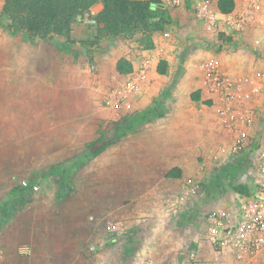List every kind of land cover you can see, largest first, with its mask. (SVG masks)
<instances>
[{"label": "rangeland", "instance_id": "rangeland-1", "mask_svg": "<svg viewBox=\"0 0 264 264\" xmlns=\"http://www.w3.org/2000/svg\"><path fill=\"white\" fill-rule=\"evenodd\" d=\"M7 5V0H0V200L6 190L22 185V179L31 182L39 172L62 165L40 180L42 186L31 192V198L45 189L61 191L63 174L70 171L67 193L62 196L63 200L57 198L56 206L65 203L66 196L73 198L61 214L64 219L74 221L65 219L60 225L70 224L76 243L78 233L84 232L86 264H243L229 251L218 250L211 244L206 235L205 219L212 209L235 208L245 197L234 191V186L244 188L245 195L254 192L257 151L244 166H229L238 157L231 139L228 144L218 145L215 124L195 122L191 117L186 133L171 142L187 147L185 160L189 166L185 167L188 176L199 183V195L188 197L183 205L177 202L184 183L177 180L173 185L175 190L163 196L169 213L165 228L151 234L142 228L140 232L144 233L135 234L133 226L114 215L120 216L130 206V196L136 190L131 184L136 186L145 181L143 175L152 174L141 166L148 161V155L139 156L133 149V146L144 145L146 128L141 127L125 136L85 167L72 170L68 165L88 142L112 132L114 122L122 116L145 109L133 104L110 108L104 101V95L123 79L115 72L100 75L94 52L104 51L106 47L112 51L117 46L114 41L104 44L103 39L98 40L97 21L86 23L89 11L75 20L72 43H66V39L59 36L48 41L36 36L32 43L25 31L8 28L12 18L3 12ZM164 9L169 12L168 7ZM167 18L170 24L174 22L170 13ZM166 28L160 31L163 37ZM244 32L248 34L247 39L256 37L261 45L264 44V9ZM217 36L227 39L225 33ZM141 43L143 46L133 49L154 50L152 54L158 60V67L164 60L162 52H157L160 43L156 45L147 37ZM120 45L132 48L124 40ZM189 51L185 50L188 55ZM187 53L180 57L177 65L195 68L202 58L191 59L186 57ZM187 59L189 63L186 64ZM155 81L160 89L154 93L151 105L162 106L177 82L162 80L160 75ZM182 93L189 94L185 90ZM162 108L164 111L165 107ZM84 201L86 209L80 213L78 209L84 206ZM173 201L176 205H171ZM3 208L0 205V211ZM109 222L121 223L122 227L111 232L107 230ZM253 264H264V255Z\"/></svg>", "mask_w": 264, "mask_h": 264}, {"label": "crops", "instance_id": "crops-1", "mask_svg": "<svg viewBox=\"0 0 264 264\" xmlns=\"http://www.w3.org/2000/svg\"><path fill=\"white\" fill-rule=\"evenodd\" d=\"M102 9L103 3L98 2L90 8L88 13L95 18ZM169 13L174 22L167 25V28L172 30L173 36L165 39L161 32H155L151 37L156 45L160 43L157 52L159 50L162 52L165 73L159 72L158 60L154 59L155 56L152 54L154 50L152 51L150 48H144L141 51L133 49L137 45L143 46L141 40L144 35L142 33H137L130 38H104V44L114 41L117 48L111 51L106 47L104 51L94 52L100 75L115 72L120 75L118 78L123 80L148 62L150 81L143 84L140 92L129 103L137 108L146 109L151 106L154 93L157 88L160 89L158 82H154L157 75H160L162 80L172 81L173 79L177 82L174 91L163 102L164 114L141 126L146 128L143 138L146 144L133 146L139 156L148 155V161L141 166L152 174L143 175L145 181L139 182L136 186L131 184V188H136V190L133 192V196H130V206L120 216L114 215V217L133 226L132 230L135 234L144 233L142 230L140 232L142 228L148 234L159 233L166 226L165 220L169 213L166 212L167 206L163 203L164 193L171 189L175 190L173 185L177 184V180L184 181L189 175L185 167L189 166L185 160V156L188 154L187 147L171 141L186 133L191 123V117H194L195 122L212 121L215 124V139L218 141V145L228 144L230 139L232 141V133L221 123L213 100L207 92L203 72L198 68L199 62L213 56L217 57L223 70L236 78L256 76L264 69V44L261 45V42L256 44V37L247 39L246 32L232 31L224 25L221 26V29L226 31H207L203 24L195 18L191 1L179 8H169ZM219 33H225L227 39L217 36ZM120 40L127 41L132 48L126 45L121 46ZM185 50L191 54L188 55ZM185 53L188 58L202 59L196 62L195 68H181L177 63ZM121 58H126L132 63L133 70L131 72L122 74L117 71V63ZM187 63H189V59H187ZM100 82H102L101 79ZM183 90L189 94L184 95ZM194 90L197 91L192 92ZM165 91L167 90L165 89ZM255 105L259 113L256 121L257 128L253 132L252 140L245 150L237 154L238 157L234 158L229 166H244L245 162L253 156V152L257 151L261 144H264V95L256 99ZM255 162L257 165V158H255ZM174 169L179 170L178 177L169 175ZM148 177L150 178L147 180ZM11 190H6V194L2 193L4 195L0 203H3L4 196ZM56 192V189L53 191L45 189L40 194L33 195L31 201L9 217L8 221L0 228V264H86V255L83 252H86L84 232L78 233L79 240L76 243L74 241L75 233L70 229V224L66 227L60 225L62 224L60 222L65 219L67 222L74 221L62 217L64 214L62 209L68 207L73 198L66 196L65 203L56 206L57 198L59 197L58 200H61L64 195L62 190ZM237 193L248 196L245 195V192ZM83 205L79 207L78 212H83L86 209V201ZM2 214L1 210L0 217H3ZM119 224L122 227V224Z\"/></svg>", "mask_w": 264, "mask_h": 264}, {"label": "built area", "instance_id": "built-area-1", "mask_svg": "<svg viewBox=\"0 0 264 264\" xmlns=\"http://www.w3.org/2000/svg\"><path fill=\"white\" fill-rule=\"evenodd\" d=\"M191 1L194 16L209 32L226 26L232 31H246L264 9V0H236L232 12L219 9L218 0H161L162 7L179 8ZM86 13V23L96 19ZM226 31V30H225ZM173 36L167 28L164 38ZM259 40L256 41V44ZM198 68L203 72L207 92L213 100L215 111L222 124L232 133V146L236 153L245 150L257 128L258 108L256 99L264 95V69L247 78H236L225 72L217 57L200 61ZM149 64H143L125 80L114 85L105 95L104 101L110 108H119L130 103L143 84L149 80ZM257 183L250 195L241 198L235 208L217 207L205 219L206 235L218 250H227L233 258L243 264H253L264 255V144L257 150ZM22 179V186H30ZM40 183H34L31 191H38ZM199 183L191 176L184 179L177 202L185 204L188 197H197ZM175 201L171 205H176ZM119 227V228H118ZM121 225L109 222L107 230L119 231ZM94 249V247H93ZM194 256V254H192Z\"/></svg>", "mask_w": 264, "mask_h": 264}, {"label": "trees", "instance_id": "trees-1", "mask_svg": "<svg viewBox=\"0 0 264 264\" xmlns=\"http://www.w3.org/2000/svg\"><path fill=\"white\" fill-rule=\"evenodd\" d=\"M8 5L3 12L12 18L8 26L12 31H25L32 43L35 37L48 41L55 36L64 37L66 43H72L71 32L78 15L89 11L97 2L103 3V9L95 17L98 26V40L104 38H130L137 33L151 38L155 32H160L170 24L169 12L162 8L161 0H7ZM10 5V6H9ZM221 11L229 13L235 8V0H218ZM2 15V14H1ZM0 15V17H1ZM133 70L132 63L121 58L117 63V71L126 74ZM165 64L160 62L159 72L165 73ZM197 98V97H194ZM164 114L160 104L154 103L145 110L126 114L114 122L112 132L104 133L100 137L88 142L85 149L75 155L68 162L72 170L85 166L93 158L102 154L113 144L119 142L128 134L135 133L139 128L156 120ZM62 165L51 166L35 175L30 186H15L3 198V217H0V228L8 221L13 213L20 210L31 201V186L53 173ZM178 169L172 170L169 175L178 177ZM70 171L63 174L61 190L64 196L69 186ZM235 191L244 193L245 189L236 185Z\"/></svg>", "mask_w": 264, "mask_h": 264}]
</instances>
